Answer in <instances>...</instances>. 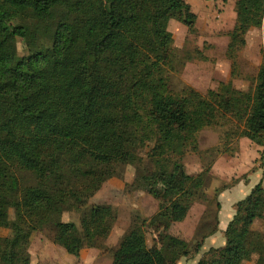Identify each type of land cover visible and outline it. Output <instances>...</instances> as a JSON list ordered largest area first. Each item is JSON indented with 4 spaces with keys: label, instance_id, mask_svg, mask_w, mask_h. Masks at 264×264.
Masks as SVG:
<instances>
[{
    "label": "trees",
    "instance_id": "1",
    "mask_svg": "<svg viewBox=\"0 0 264 264\" xmlns=\"http://www.w3.org/2000/svg\"><path fill=\"white\" fill-rule=\"evenodd\" d=\"M235 14L228 54L245 45L249 27L264 38V0H237ZM171 20L193 33L197 17L184 0H0V229H23L0 237V264H31L30 238L47 229L75 258L84 248L101 249L116 214L86 205L123 165L135 167L133 186L159 204L122 237L111 264H176L191 256L189 242L170 229L187 218L209 169L191 176L178 159L197 151V133L225 121L234 123L236 138L264 146V56L250 91L228 81L205 95L175 94L164 68L174 56ZM145 144L147 163L139 155ZM17 170L32 173L34 183L21 185ZM8 200L16 202L13 223ZM74 210L79 226L62 221ZM256 220L264 227L261 183L235 205L224 246L196 264H264ZM212 222L193 254L215 231L216 216Z\"/></svg>",
    "mask_w": 264,
    "mask_h": 264
},
{
    "label": "rangeland",
    "instance_id": "2",
    "mask_svg": "<svg viewBox=\"0 0 264 264\" xmlns=\"http://www.w3.org/2000/svg\"><path fill=\"white\" fill-rule=\"evenodd\" d=\"M184 1L196 14L197 21L193 33L176 20H171L168 24L174 56L171 64L164 68L170 90L175 94L184 95L187 89H192L205 95L208 90H216L220 83L228 81L237 89L252 90L254 78L264 56L263 30L254 27L247 28L244 32L245 45L239 46L233 53L228 54L229 34L236 21L235 3L237 0ZM14 40L18 53L23 55L22 40L19 38ZM230 55L233 56V66ZM235 133V125L229 121L222 122L220 126L205 128L197 133V151L188 150L181 159H178L183 164L185 172L196 176L206 171L208 165L218 154L234 152L236 150V144H233L236 139ZM143 146L139 155L143 157L144 163H147L146 155L151 146L148 144ZM200 161L203 164L202 172L198 169ZM16 175L23 186L34 183L33 175L28 171L17 170ZM135 177V167L118 166L116 173L87 202L86 208L94 205H107L116 214V221L110 236L103 242L101 249H96L99 253V261H94L93 264H101L107 259H112L113 251L134 224L141 223V220L150 218L158 211L159 203L133 186ZM212 183L213 176L210 175L209 170L206 186L195 198L187 218L183 222L173 224L170 229L171 234L189 242L191 256L186 258L187 260H191L195 255L192 252L196 243H199L208 230L215 227V222L212 221L217 211L215 198L218 190L212 188ZM6 205L13 223L16 202L8 200ZM80 219L81 213L75 210L62 215L63 222H73L77 226L80 225ZM22 232V228L12 224L8 229H0V237H11ZM52 237L53 232L48 229L32 234L28 249L31 264L61 262L62 264H92L93 260L86 255L89 248L81 251V257L85 259L81 260L80 255L78 258H70L63 248L53 243ZM147 244L151 246V235L148 233ZM182 259L184 258L180 260ZM245 264H253V262Z\"/></svg>",
    "mask_w": 264,
    "mask_h": 264
},
{
    "label": "crops",
    "instance_id": "3",
    "mask_svg": "<svg viewBox=\"0 0 264 264\" xmlns=\"http://www.w3.org/2000/svg\"><path fill=\"white\" fill-rule=\"evenodd\" d=\"M233 144H236L234 152L231 154H218L207 168L210 170V175L213 176L212 188L218 190L215 198L217 208L216 229L204 238L202 248L198 254L193 256L194 258L192 257L191 260L184 258L179 260L177 264H196L202 254L210 248L224 246V232L235 214V205L244 200L256 185L261 183L264 188V170L257 163L264 154V146H258L247 138H236ZM202 167L203 164L200 161L198 164L200 172L203 170ZM201 216L198 218L199 220ZM252 229L264 232L262 222L258 220L254 222ZM86 255L90 260H93L92 264L94 261H99V253L96 249H88ZM69 257L72 258L73 256ZM79 258L81 260L85 259L81 257V252ZM102 260L104 259L102 258ZM111 263L112 259H107L101 264ZM55 264H62V262Z\"/></svg>",
    "mask_w": 264,
    "mask_h": 264
},
{
    "label": "built area",
    "instance_id": "4",
    "mask_svg": "<svg viewBox=\"0 0 264 264\" xmlns=\"http://www.w3.org/2000/svg\"><path fill=\"white\" fill-rule=\"evenodd\" d=\"M258 166L264 170V154L258 160Z\"/></svg>",
    "mask_w": 264,
    "mask_h": 264
}]
</instances>
